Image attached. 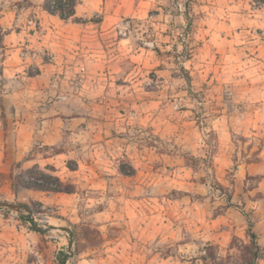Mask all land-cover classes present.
I'll use <instances>...</instances> for the list:
<instances>
[{
    "label": "rangeland",
    "instance_id": "obj_1",
    "mask_svg": "<svg viewBox=\"0 0 264 264\" xmlns=\"http://www.w3.org/2000/svg\"><path fill=\"white\" fill-rule=\"evenodd\" d=\"M45 1L0 0V264H244L248 219L264 264V0H80L42 80Z\"/></svg>",
    "mask_w": 264,
    "mask_h": 264
},
{
    "label": "crops",
    "instance_id": "obj_2",
    "mask_svg": "<svg viewBox=\"0 0 264 264\" xmlns=\"http://www.w3.org/2000/svg\"><path fill=\"white\" fill-rule=\"evenodd\" d=\"M46 15V13H44ZM79 15V11L76 7V14L73 18ZM47 16L51 17L53 20H61L59 16L48 14ZM72 19V18H70ZM69 19V20H70ZM63 23H56L53 27L55 29L49 28V31L55 33L51 40H48L46 36L42 38V43H38L39 52L36 54L38 58V68L39 72L37 74L38 78L42 80H52L56 78H60L61 76L69 77L73 71L70 64L74 63L76 53L74 48L76 47L75 44V33L76 32H87V28L89 26L85 24H73V23H66V21L61 20ZM12 36L11 34L6 35V41L8 38ZM23 34H20L22 38ZM86 36L83 35V38ZM89 38V37H88ZM48 51V54L51 56V59L45 56V53ZM49 60V61H48ZM52 122L45 121L44 127L50 125ZM258 236L259 244H262V239ZM264 248V247H263Z\"/></svg>",
    "mask_w": 264,
    "mask_h": 264
},
{
    "label": "trees",
    "instance_id": "obj_3",
    "mask_svg": "<svg viewBox=\"0 0 264 264\" xmlns=\"http://www.w3.org/2000/svg\"><path fill=\"white\" fill-rule=\"evenodd\" d=\"M79 2L80 0H46L45 10L52 15L59 16V18L63 21H68L70 18L75 16L76 7ZM42 176L44 179H46V183H40L39 180L34 179V181H25V186L31 189L46 192H64L59 179L46 174H42ZM28 220L32 222V219ZM248 223L249 225L247 234L250 238V244L243 245L244 251L242 261L244 264H257V261L262 256L263 249L259 244L257 234L253 231V223L250 221V219H248ZM60 256H63V258L60 260V264H65L67 255L61 252ZM209 258L214 261L218 259V257L211 252L209 253Z\"/></svg>",
    "mask_w": 264,
    "mask_h": 264
},
{
    "label": "water",
    "instance_id": "obj_4",
    "mask_svg": "<svg viewBox=\"0 0 264 264\" xmlns=\"http://www.w3.org/2000/svg\"><path fill=\"white\" fill-rule=\"evenodd\" d=\"M0 207H5V208H10V209H17V210H21L24 207L21 205H14V204H8V203H0ZM35 228L38 231H41L42 229L38 228L37 226H35Z\"/></svg>",
    "mask_w": 264,
    "mask_h": 264
}]
</instances>
